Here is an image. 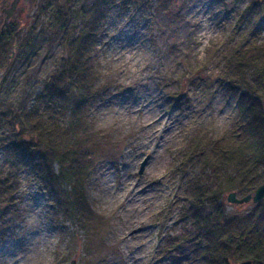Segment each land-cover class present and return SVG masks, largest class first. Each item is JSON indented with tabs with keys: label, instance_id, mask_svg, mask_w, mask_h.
<instances>
[{
	"label": "rangeland",
	"instance_id": "obj_1",
	"mask_svg": "<svg viewBox=\"0 0 264 264\" xmlns=\"http://www.w3.org/2000/svg\"><path fill=\"white\" fill-rule=\"evenodd\" d=\"M12 2L18 8L4 32L18 38L5 50L0 41V178L12 175L14 188L0 197V264H200L192 245L174 243L195 181L212 185L214 177L184 154L199 138L231 140L239 90L221 72L253 32L248 28L256 23L245 15L251 0H113L95 47L82 58L94 90L84 124L72 122L67 73L52 93L61 140L86 130L103 147L80 215H70V187L40 170L36 128L20 133L11 118L46 108L44 92L70 53L65 40L89 20L84 12L93 0H0V6ZM4 20L0 10V27ZM252 36L264 40V21ZM59 168L52 165L55 173ZM229 193L227 213L250 208L228 202ZM77 215L99 232L84 233ZM88 239L95 247L86 256Z\"/></svg>",
	"mask_w": 264,
	"mask_h": 264
},
{
	"label": "trees",
	"instance_id": "obj_2",
	"mask_svg": "<svg viewBox=\"0 0 264 264\" xmlns=\"http://www.w3.org/2000/svg\"><path fill=\"white\" fill-rule=\"evenodd\" d=\"M112 3L113 0H93L84 12L89 20L77 35L65 40L70 53L63 61L62 70L56 76L53 87L49 85L44 92L50 97L46 108L30 109L11 118L21 125L20 133L30 127L36 128L32 140L40 155V170L46 168L60 187H70V191L66 192L68 207L74 210L70 215L84 212L80 207L85 201L84 187L89 182L103 147L94 133L86 130L67 141L61 140L59 118L54 116V109L59 107V103L52 93L56 94L55 84L62 82V77L67 73L68 82L62 84L69 92L72 122L84 124L85 109L93 100L94 90L92 83L85 77L82 58L95 47L102 19ZM245 15L256 24L262 23L264 0H251ZM256 24L248 28L253 32L246 36L245 44L231 54L221 72L222 79L239 90L238 112L231 140L202 144L199 138L189 145L184 154L187 161L196 157L204 170L213 171L214 177L212 185H207L206 181H195L194 190L187 199L188 207H183L185 210L181 212L185 229L174 243L178 249L192 245L198 251L200 264H239L245 260L264 264V200L257 204L249 202L250 208L240 213H227L224 202V194L227 192L236 191L245 196L254 193L264 183V40L252 36ZM17 38L15 32H3L0 35L3 49H6L9 41L16 43ZM41 100L42 96L40 103ZM0 116L5 118L3 114ZM13 160L8 159L6 163L10 170L16 163ZM55 162L60 166L57 173L52 169ZM10 177L12 175L0 178V197L7 190L13 191ZM72 199L74 201L70 202ZM82 217L84 215L77 218L80 223L83 222L84 233L93 235L99 232L96 226L84 222ZM94 247L95 244L88 239L83 246L84 255L89 256ZM87 262L90 263V260Z\"/></svg>",
	"mask_w": 264,
	"mask_h": 264
},
{
	"label": "water",
	"instance_id": "obj_3",
	"mask_svg": "<svg viewBox=\"0 0 264 264\" xmlns=\"http://www.w3.org/2000/svg\"><path fill=\"white\" fill-rule=\"evenodd\" d=\"M1 31L2 29L0 28V33ZM145 164H146V160L141 164L140 173L143 171ZM227 200L228 202L235 204H244L249 202H253L254 204H257L260 201L264 200V183L260 185L255 190L254 193L247 194L243 197H238L236 192H231L228 194ZM239 264H254V262L252 260H245L240 262Z\"/></svg>",
	"mask_w": 264,
	"mask_h": 264
},
{
	"label": "flooded vegetation",
	"instance_id": "obj_4",
	"mask_svg": "<svg viewBox=\"0 0 264 264\" xmlns=\"http://www.w3.org/2000/svg\"><path fill=\"white\" fill-rule=\"evenodd\" d=\"M18 2L16 3V2H12L11 4H10V8H2L1 6H0V10L2 11V12H4L5 13V20H4V24L0 27L1 29H2V31H1V33H0V35L4 32V30H5V27H6V25H7V20H8V17H10V16H13L15 13H16V11H17V8H18ZM9 9V10H8Z\"/></svg>",
	"mask_w": 264,
	"mask_h": 264
}]
</instances>
